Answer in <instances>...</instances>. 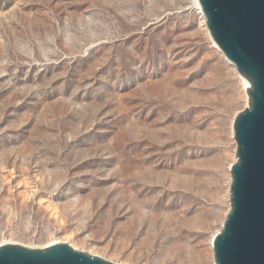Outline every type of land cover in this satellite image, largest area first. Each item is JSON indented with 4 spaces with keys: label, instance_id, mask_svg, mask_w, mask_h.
Listing matches in <instances>:
<instances>
[{
    "label": "rangeland",
    "instance_id": "1",
    "mask_svg": "<svg viewBox=\"0 0 264 264\" xmlns=\"http://www.w3.org/2000/svg\"><path fill=\"white\" fill-rule=\"evenodd\" d=\"M248 105L195 0H0V245L215 264Z\"/></svg>",
    "mask_w": 264,
    "mask_h": 264
},
{
    "label": "water",
    "instance_id": "2",
    "mask_svg": "<svg viewBox=\"0 0 264 264\" xmlns=\"http://www.w3.org/2000/svg\"><path fill=\"white\" fill-rule=\"evenodd\" d=\"M208 33L249 83V105L233 121L237 162L230 166L231 208L212 238L215 264H264V0H197ZM0 264H115L55 242L0 245Z\"/></svg>",
    "mask_w": 264,
    "mask_h": 264
},
{
    "label": "bare ground",
    "instance_id": "3",
    "mask_svg": "<svg viewBox=\"0 0 264 264\" xmlns=\"http://www.w3.org/2000/svg\"><path fill=\"white\" fill-rule=\"evenodd\" d=\"M195 7H196V9L198 10V12L202 15V12H201V8L199 7V5H198V1L197 0H195ZM203 16V15H202ZM203 18H204V16H203ZM204 23H205V28H206V30H207V32H208V29H207V26H206V22H205V18H204ZM210 36V35H209ZM211 38V37H210ZM211 40H212V38H211ZM215 45V44H214ZM215 47H216V45H215ZM217 48V47H216ZM231 65V64H230ZM242 78V77H241ZM242 82H243V86H244V91L245 92H247V88L249 87V83L246 81V80H244V79H242ZM229 170H230V168H229ZM231 172V171H230ZM55 243V242H54ZM51 244H53V243H51ZM50 245V244H49ZM211 245H212V241H211ZM212 248H213V246H212Z\"/></svg>",
    "mask_w": 264,
    "mask_h": 264
}]
</instances>
